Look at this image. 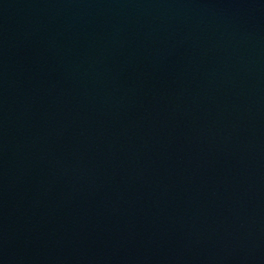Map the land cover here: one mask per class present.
I'll use <instances>...</instances> for the list:
<instances>
[{
    "label": "water",
    "instance_id": "1",
    "mask_svg": "<svg viewBox=\"0 0 264 264\" xmlns=\"http://www.w3.org/2000/svg\"><path fill=\"white\" fill-rule=\"evenodd\" d=\"M0 264H264V0H0Z\"/></svg>",
    "mask_w": 264,
    "mask_h": 264
}]
</instances>
